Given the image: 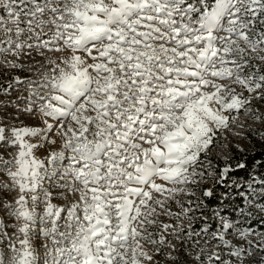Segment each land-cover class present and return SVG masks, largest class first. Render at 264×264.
I'll list each match as a JSON object with an SVG mask.
<instances>
[{"label":"snow or ice","instance_id":"1","mask_svg":"<svg viewBox=\"0 0 264 264\" xmlns=\"http://www.w3.org/2000/svg\"><path fill=\"white\" fill-rule=\"evenodd\" d=\"M239 2L245 14L253 17L264 11V0ZM0 8L7 13L6 20L0 18L6 38L0 43L8 45L0 47V54L18 57L24 47L32 48L33 44L21 41L26 32L33 34L36 47L61 45L55 51L70 53L60 61L62 66L57 65L58 75L46 76L40 85L45 95L40 97L38 111L54 123L45 120L43 128H13L10 137L0 127V142L19 147L15 171L9 170L8 175L20 192L18 207L11 214L24 221L19 228L24 236L20 248L11 246L7 257L0 253V264H40L29 227L36 219L34 208L41 194L45 207L40 220L51 225L41 234L52 242V247L44 246L51 259L43 264L151 261L139 242L130 247L129 240H148L152 233L141 235L132 222L142 215L141 206L152 199L151 191H168L155 179L188 182V168L212 143L215 130L227 127L229 117L223 113L239 111L250 103L208 77L231 80L250 94L264 92V73L257 69L242 75L248 66L244 49L229 39L234 34L256 51L258 44H264V33L258 41L246 34L251 21L241 19L236 0H0ZM225 17L229 27L222 28ZM49 26L55 30L44 32ZM221 30L229 35L221 38L223 47L218 48L213 33ZM42 35L48 39L42 40ZM209 87L214 91L208 92ZM30 95L39 96V90ZM68 120L71 123L65 129ZM53 132L63 138V151L50 153L48 163L64 160L65 151L71 153L67 167L59 173L61 179L70 177L71 183L59 187L76 191L80 185V203L66 209L51 203V194L42 189L47 173L34 149L43 144L26 139L39 137L53 144L55 140H48ZM26 193L31 194V211ZM64 212L66 217H62ZM61 219L63 231L58 224ZM221 225L216 238L230 250V256L242 258L244 250L225 240V233L235 226L224 217ZM248 235L246 230L239 231L240 239ZM208 259L230 264L218 253Z\"/></svg>","mask_w":264,"mask_h":264},{"label":"rangeland","instance_id":"2","mask_svg":"<svg viewBox=\"0 0 264 264\" xmlns=\"http://www.w3.org/2000/svg\"><path fill=\"white\" fill-rule=\"evenodd\" d=\"M191 2H195V0H191ZM213 2L214 0L209 3ZM197 6L199 7L198 4ZM236 7L240 8L241 19L246 22L251 21L248 27L244 29L246 34L253 41L262 39L261 34L264 33V23H261V21L264 20V11L253 17L251 14H245L239 0H236ZM0 18L7 19V13L2 8H0ZM228 19V17H225L221 21L222 28L229 27ZM54 30L52 26H49L44 29V32L51 33ZM36 31L39 32L40 30L37 29ZM213 35L217 37L216 47L222 48L221 38L228 37L229 34L221 30L214 32ZM30 37L32 39H29ZM12 38L15 39L14 31ZM5 39L4 32L0 29V41ZM41 39H48V36L42 35ZM229 39L235 41L236 45L244 49V58L248 62V66L243 70L242 75H250L256 72L257 69H259L260 73H264V59L259 58L264 57V51H261L264 48V44H258L257 50L252 51L244 41L238 39L234 34ZM21 41L31 43L33 47H24L19 51L18 57L11 53L0 54V127L6 129V134L9 137L13 128H43L45 120L48 123H54L50 118L42 116L38 111L42 106L40 97L45 95V90L40 89V85L46 82V76L51 78L53 75H58L59 69L57 65H60V61L63 58L70 55L67 50L55 51V48L61 45H49L48 48L43 46L36 47L38 42L35 41L33 34L29 32H26L21 37ZM0 47H8V45L0 43ZM93 54L95 55L96 53L93 52ZM84 55L87 62L91 63L92 61L87 58L86 54ZM12 64L17 65V67H13ZM228 67H232V65L229 64ZM208 78L214 83L242 95L245 99L250 100V103L245 104L239 111L232 110L231 112L223 113L229 117L227 127L215 130L212 136V143L199 154L196 164L188 168V182L172 183L156 178L155 182L168 191L161 194L147 188L145 189L146 191H151L152 199L147 201V206H141L142 215L132 222V227H135L143 236H147L148 233H152V235L148 240H141L139 237L135 241L129 240L130 247L135 246L139 242L142 250L152 257L151 261L141 258L142 264H157L158 262H171L173 260L185 261L190 264H219L218 261L210 262L208 259L214 253H218L222 259L230 261V264H264V243H262L264 241V232H260L258 229L246 228L243 224L247 222L242 220V216H240L253 214L254 216L264 217V210H262L264 209V202H260L264 196V188L258 181H249L246 184L236 181L228 184L235 189L243 186L242 189L236 190V194L225 196L228 200H231L234 196L243 199V205L238 206L236 211H234L235 220L233 221L228 220L225 216H220L218 212H214L210 216L200 215L195 212L202 207L200 204L202 201L199 196L200 192L204 195H206L205 193H209L208 195L212 193L218 194V192H215L216 188L213 185V180H218L216 178L217 167L214 163L229 159L232 151L243 153L250 150V145L247 142L248 137L254 139L256 143H260L264 139V92L250 94L238 84L232 83L231 80ZM17 79L21 83H16ZM10 83L12 87L9 88ZM37 89L39 90V96L30 95L33 90ZM206 90L208 92L214 91L211 87ZM257 96L260 98H256ZM227 99L230 100L231 96H228ZM29 107L32 108L31 112L26 111ZM213 107L218 108L219 106L213 105ZM70 123V120L65 121L64 128L66 129ZM59 127V124H54V128ZM26 139L30 143L43 144L42 147L34 149V155L44 162L42 171H45L47 175L42 181V189L51 194V203L65 209L73 203H80V185H76V191H69L66 187H59L61 184L67 185L71 183L70 177L65 180L61 179L59 175L67 167V157L71 153L65 151L64 160L48 163L50 153L63 151V138L56 136L55 132H53L48 135V140H55L53 144H49L39 137ZM137 142L139 143V141ZM143 146L147 147V145ZM18 152V146H10L5 142H0V253H4L6 257L11 254V246L14 245L17 249L20 248V240L24 238L23 234L19 232V228L23 226L24 221L11 214L18 207L16 200L19 199L20 192L8 175L9 170L15 171V157ZM4 161H9L10 163L5 165ZM53 173H56V175L53 176ZM48 176H52V178L49 179ZM220 179H227L224 172H222ZM25 199L28 201V209L30 211L33 210L31 194L26 193ZM43 199L41 194L34 208L36 219L29 227L30 243L36 251L37 260L40 264H43L46 259H51L44 246L52 247L51 240L41 234L44 230L51 227L50 223H42L40 220L45 207ZM156 201L160 203L157 204ZM6 205L9 207H6ZM150 212L151 214L149 215ZM79 214L82 216V209ZM66 216V212L62 213V217ZM213 216H215L216 227L211 230L208 228V222H211ZM221 217L226 218L235 226L225 233V240L229 241L233 247L244 250L240 259L230 256V250L223 247L222 242L216 238L218 230L222 227ZM148 220H152L153 223L149 224ZM113 223H115V216L113 217ZM58 224L60 231H63L64 219H61ZM164 225H169L170 227L165 230ZM240 230H246L249 233L246 239L239 238ZM161 237H163L164 243H160ZM151 240H155L156 243H151Z\"/></svg>","mask_w":264,"mask_h":264},{"label":"trees","instance_id":"3","mask_svg":"<svg viewBox=\"0 0 264 264\" xmlns=\"http://www.w3.org/2000/svg\"><path fill=\"white\" fill-rule=\"evenodd\" d=\"M212 2V0H208ZM247 142L250 145V150L239 153L236 151L231 152V157L223 162L216 161L214 164L217 167V179L213 180L215 192L210 195H204L200 192V210L195 211L197 214H204L210 216L214 212H218L220 216H225L228 220H235L234 211L237 207L243 205V199L237 196L228 200L225 196L236 194L237 189H242L243 186L235 189L229 183L240 181L241 183L246 184L249 181H258L261 186L264 188V139L260 143H256L254 139L248 137ZM222 172L227 179H220ZM260 201L264 202V196ZM259 202V203H260ZM242 220H246L247 223H244L243 226L249 229H258L260 232H264V217L240 215ZM214 217L211 219V222H208V225L211 230L215 226ZM253 217V218H251ZM220 226V225H219ZM217 226V227H219ZM157 264H190L185 261L173 260L171 262L164 261L158 262Z\"/></svg>","mask_w":264,"mask_h":264}]
</instances>
